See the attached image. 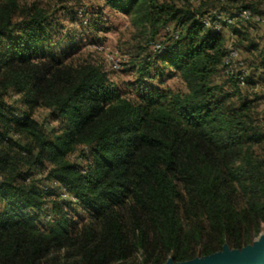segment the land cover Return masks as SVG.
I'll use <instances>...</instances> for the list:
<instances>
[{
  "label": "trees",
  "instance_id": "obj_1",
  "mask_svg": "<svg viewBox=\"0 0 264 264\" xmlns=\"http://www.w3.org/2000/svg\"><path fill=\"white\" fill-rule=\"evenodd\" d=\"M215 1L220 7L202 0L197 12L249 8L264 16V0ZM104 2L128 16L150 46L170 24L180 29L158 51L167 66L133 96L103 66L66 62L76 46L55 34L61 26L48 11L33 7L17 18L15 7L0 3V264H112L137 250L147 254L143 264H163L168 255L185 261L217 250L204 245L208 233L240 247L264 221V130L256 114L264 97L249 99L216 82L226 33L202 24L188 0ZM257 27L249 22L234 32L240 48L264 56L249 37ZM66 41L67 50L57 52ZM164 74L179 75L183 87L163 86ZM10 89L28 107L52 109L57 134L47 137L27 111L14 117L4 101ZM15 129L33 142L12 141ZM81 144L89 147L87 169L66 158ZM45 161L89 220L58 213L38 228L31 211L44 216L50 193L23 167Z\"/></svg>",
  "mask_w": 264,
  "mask_h": 264
},
{
  "label": "rangeland",
  "instance_id": "obj_2",
  "mask_svg": "<svg viewBox=\"0 0 264 264\" xmlns=\"http://www.w3.org/2000/svg\"><path fill=\"white\" fill-rule=\"evenodd\" d=\"M206 1L208 7H217L220 5L215 0ZM246 1L239 0L235 6H241L243 3H246ZM0 3L15 7L17 18L20 16L22 17L33 7L48 11L61 26L59 31L55 32V34L63 35L64 38L70 37L71 42L76 46L75 51L70 53L65 61L73 64L91 63L103 66L109 78L113 80L121 90L125 92L129 91L131 96L135 93L134 88H138L145 82H150L149 80L151 77L156 76V73H160L161 69L167 66L166 63L161 60L160 53L154 51L152 46L149 45L147 38L132 26L129 17L111 7H107L104 0H0ZM169 26L171 27L169 33H167L168 30L163 29L155 39L166 44L172 41L170 40V34L171 31L174 30V25L170 24ZM257 28L256 32L249 33V37L255 42L259 41L263 47L264 28L260 26ZM249 32H252V30H249ZM58 45H56L57 52H59L58 50L60 48H66L67 41L66 43L63 42ZM240 49L242 59L255 75L248 79L249 81L244 86L236 85L233 82L226 85L227 81L224 79V74L221 72L217 75L216 82H219L224 87V90H235L249 99L254 100L257 97H264V71L262 68L264 56L259 54V51L250 53L242 46ZM110 56L119 59V66L117 68H112ZM148 60L151 63L149 68ZM153 61L155 66L152 65ZM167 74H164L165 81L163 86H172L174 88L183 87L184 81L179 75L168 77ZM158 82V79H155L151 83ZM128 96L130 95L128 94ZM21 99L22 96L12 89L8 90L4 96V101L9 106L8 108L14 110V117L19 118L27 111L31 117L38 122L47 137L52 138L57 134L60 121L54 116L52 109L44 106L31 108L21 101ZM256 104V114H258L259 122L262 124L264 130V101L258 100ZM9 136L12 141H16L21 145L33 142L31 138L21 130H12ZM259 149L260 153L264 154V145L260 146ZM89 154V147L81 144L77 145L74 150L68 153L66 158L68 161L77 164L81 169H87L91 162ZM53 166L52 163L45 161L44 164L37 165L30 169L28 166L23 167L24 172H30L28 174H30L32 180L37 183L43 192L50 193L47 195V201L44 205V216L35 211H31L33 216L38 217L36 219V224L40 230H44L60 213L65 214L67 219L73 221L84 222L89 220L88 212L76 201V198L64 191L61 187V183L50 175V169ZM61 201L62 204H59ZM3 206V202L0 201V211L3 209ZM49 215L52 217L49 218ZM263 235L264 221L260 224L256 234L251 235L250 240L240 247H232L227 240L222 241L219 235H209L208 233L204 245L206 248H217L216 251L207 255L197 254L195 257L185 261H175L168 255L164 263L187 262L198 257L221 253L225 249L241 250L253 245L254 242ZM242 237L246 238V234ZM197 248L199 253L203 245ZM146 256L147 254H145L143 250H137L124 261H118L112 264H143Z\"/></svg>",
  "mask_w": 264,
  "mask_h": 264
},
{
  "label": "built area",
  "instance_id": "obj_3",
  "mask_svg": "<svg viewBox=\"0 0 264 264\" xmlns=\"http://www.w3.org/2000/svg\"><path fill=\"white\" fill-rule=\"evenodd\" d=\"M192 10L197 12L200 8L202 0H188ZM185 0H182L184 3ZM198 20L206 27L215 31H223L226 33V50L227 54L224 60V74L226 78H233L237 84L244 86L250 77L251 70L247 67L241 57V49L238 46V38L234 32V28H241L249 22L264 23V16L259 13L252 12L249 8L233 9L230 12H225L219 9H211L203 14L196 13ZM180 29H175L173 34L178 36ZM164 43L158 39L152 41L154 51L162 50ZM112 68L119 66V59L110 56ZM67 192L65 188H62ZM52 216L49 215V218Z\"/></svg>",
  "mask_w": 264,
  "mask_h": 264
},
{
  "label": "water",
  "instance_id": "obj_4",
  "mask_svg": "<svg viewBox=\"0 0 264 264\" xmlns=\"http://www.w3.org/2000/svg\"><path fill=\"white\" fill-rule=\"evenodd\" d=\"M164 264H264V235L253 245L241 250L225 249L221 253L198 257L187 262Z\"/></svg>",
  "mask_w": 264,
  "mask_h": 264
},
{
  "label": "crops",
  "instance_id": "obj_5",
  "mask_svg": "<svg viewBox=\"0 0 264 264\" xmlns=\"http://www.w3.org/2000/svg\"><path fill=\"white\" fill-rule=\"evenodd\" d=\"M258 26H260V27H263V28H264V23H260V24H258ZM257 29H258V28H256V30H255L254 32H256V31H257Z\"/></svg>",
  "mask_w": 264,
  "mask_h": 264
}]
</instances>
